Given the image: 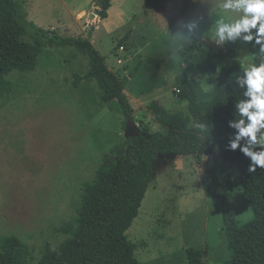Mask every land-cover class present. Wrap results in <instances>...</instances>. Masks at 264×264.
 Wrapping results in <instances>:
<instances>
[{"label":"rangeland","instance_id":"rangeland-1","mask_svg":"<svg viewBox=\"0 0 264 264\" xmlns=\"http://www.w3.org/2000/svg\"><path fill=\"white\" fill-rule=\"evenodd\" d=\"M14 1L37 26L92 41L108 68L119 79L128 78L125 92L134 109L133 121L124 127L116 105L112 109L102 102L94 79H80L75 85L88 64L70 46L47 47L34 70L8 76L13 88L0 97V238L18 237L35 263L47 245L56 247L65 238L60 227L75 220L85 183L111 149L140 126L150 132L166 129L148 109L151 101L187 113V102L179 100L175 89L181 66L167 24L173 31L177 18L203 6L192 0H113L103 27L96 30L91 25L95 0ZM218 2L207 0L213 23L220 18L214 11ZM127 31L130 37L117 49V60L115 48ZM204 36L212 40L211 26ZM229 47L242 66L253 61L250 47ZM208 48L217 56V72H207L209 80L198 76L204 73L200 70L189 73L204 90L230 63L228 56H221L226 48ZM218 164L214 149L200 156L154 158L139 213L126 231L137 245L139 264H188L190 247L204 252L203 264H228L232 250L223 231L221 202L207 197L201 185L202 176ZM231 193L236 219L249 221L253 215L244 190L234 187Z\"/></svg>","mask_w":264,"mask_h":264},{"label":"trees","instance_id":"trees-1","mask_svg":"<svg viewBox=\"0 0 264 264\" xmlns=\"http://www.w3.org/2000/svg\"><path fill=\"white\" fill-rule=\"evenodd\" d=\"M95 3L96 15L105 19L112 1L95 0ZM129 37L127 31L115 50ZM68 46L85 57L88 64L84 75L76 76L74 84L80 79H94L101 90L102 102L112 109L115 104L123 116V126H128L134 116L125 92L128 78L119 79L87 37L66 36L37 26L14 0H0V97L7 96L13 88L10 74L34 70L47 47ZM251 52L254 60L256 53L252 49ZM221 56H228L230 63L221 67L213 81L217 87L209 92L189 73L217 72L216 54L210 48L195 46L177 54L181 66L176 79L177 95L180 101L187 102V113L172 112L159 101H151L148 109L166 129L150 132L140 126L136 134L111 149L91 180L85 183L75 220L60 227L66 236L56 247L47 245L34 263L26 243L16 236L1 237L0 264H139L135 255L137 245L127 239L126 231L139 213L154 158L160 154L200 156L211 149L216 152L219 164L202 176L201 185L207 197L221 202L223 231L232 250L228 264H264V170L249 173L247 158L238 150L225 148L233 131L227 121L233 118L234 102L241 97L223 83L236 74L242 62L229 46ZM203 119L214 124L212 138L204 142L194 127ZM234 187L244 190L252 210V218L244 223L235 217L231 193ZM203 254L199 248H187L188 264H203Z\"/></svg>","mask_w":264,"mask_h":264},{"label":"clouds","instance_id":"clouds-1","mask_svg":"<svg viewBox=\"0 0 264 264\" xmlns=\"http://www.w3.org/2000/svg\"><path fill=\"white\" fill-rule=\"evenodd\" d=\"M197 8L188 16L175 20L168 39L177 54L185 48L207 47L209 44L223 49L236 46V50L250 47L255 53L253 61H245L236 74L225 83V88L239 92L240 99L233 105L232 117L227 121L233 131L227 138L226 150H237L248 160L247 171L264 170V0H219L214 11L220 18L213 23L207 0H192ZM211 26L212 40L204 36ZM210 79V73H199ZM217 85L209 83L206 91L213 92ZM204 142L212 138L214 124L203 119L194 124Z\"/></svg>","mask_w":264,"mask_h":264},{"label":"crops","instance_id":"crops-1","mask_svg":"<svg viewBox=\"0 0 264 264\" xmlns=\"http://www.w3.org/2000/svg\"><path fill=\"white\" fill-rule=\"evenodd\" d=\"M111 1H112V5H113V2H114V1H113V0H111ZM112 5H111L110 8L108 9V16H109V12H110V9H111ZM108 16H107L105 19H99V21H100V20H103V21H102V25H99V27H98V25H95L93 29H96V30L101 29V28L103 27L104 20H106V19L108 18ZM92 32H93V31H92ZM91 42H92V41H91ZM92 44H93V42H92ZM118 52H119V51H117V52L115 53V55H116V57H117V60L119 59ZM120 52H121V51H120Z\"/></svg>","mask_w":264,"mask_h":264},{"label":"built area","instance_id":"built-area-1","mask_svg":"<svg viewBox=\"0 0 264 264\" xmlns=\"http://www.w3.org/2000/svg\"><path fill=\"white\" fill-rule=\"evenodd\" d=\"M94 15H95V19H96V20H95V22H94V23H92L91 25H94V26H95V25H96V22H97V20H99L100 18H99V17L96 15V13H95V10H94ZM120 48H121V49H123V46H120ZM175 89H176V91H179V89H178V88H175Z\"/></svg>","mask_w":264,"mask_h":264},{"label":"water","instance_id":"water-1","mask_svg":"<svg viewBox=\"0 0 264 264\" xmlns=\"http://www.w3.org/2000/svg\"><path fill=\"white\" fill-rule=\"evenodd\" d=\"M137 132H138V130H137Z\"/></svg>","mask_w":264,"mask_h":264}]
</instances>
